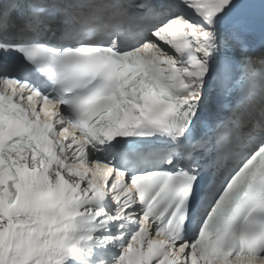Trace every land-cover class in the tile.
Wrapping results in <instances>:
<instances>
[{
	"label": "snow or ice",
	"instance_id": "1",
	"mask_svg": "<svg viewBox=\"0 0 264 264\" xmlns=\"http://www.w3.org/2000/svg\"><path fill=\"white\" fill-rule=\"evenodd\" d=\"M264 0H0V264H264Z\"/></svg>",
	"mask_w": 264,
	"mask_h": 264
}]
</instances>
